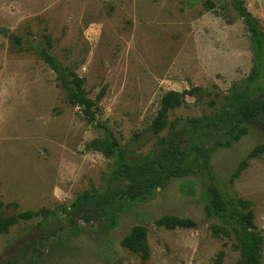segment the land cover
Returning <instances> with one entry per match:
<instances>
[{
	"label": "rangeland",
	"instance_id": "rangeland-1",
	"mask_svg": "<svg viewBox=\"0 0 264 264\" xmlns=\"http://www.w3.org/2000/svg\"><path fill=\"white\" fill-rule=\"evenodd\" d=\"M244 5L264 36V0ZM32 47L46 49L82 78L88 98L105 87L96 122L132 159L158 151L169 133V127L158 135L149 131L166 92L195 87L203 97L185 96L169 123L210 116L252 66L248 35L230 0H0V212L44 210L47 217L19 221L1 234L0 264L8 257L12 264H32L36 257L37 264H238L233 237L213 234L222 224L203 214L202 190L214 183L202 173L204 158L195 149L210 150L211 171L229 197L250 203L264 241V160H247L264 132L225 146L200 134L185 136L165 169L179 164L193 174L163 177L154 197L111 229L114 204L88 201L122 187L108 181L114 156L103 155L105 135L67 101ZM162 216L195 226L157 227ZM138 225L147 230L145 260L121 245Z\"/></svg>",
	"mask_w": 264,
	"mask_h": 264
},
{
	"label": "trees",
	"instance_id": "trees-1",
	"mask_svg": "<svg viewBox=\"0 0 264 264\" xmlns=\"http://www.w3.org/2000/svg\"><path fill=\"white\" fill-rule=\"evenodd\" d=\"M212 8L209 1L205 2ZM232 9L241 20L248 35L252 54V66L248 76L235 84L229 95L224 99V104L219 111L210 116L194 120L183 121L175 119L167 121L170 112L184 104V97L203 98L200 90L191 87L178 93L166 92L159 101V108L153 118L149 131L158 135L166 127L169 133L160 140L159 150L148 156H139L132 159L128 151L119 145L112 131L96 122L95 115L98 111V102L102 98L105 87L103 86L94 100L88 98L83 88V79L74 72L61 66V64L46 49L32 47L39 59L55 74L59 87L66 93L67 101L80 108L82 116L90 123L96 122V128L103 131L105 143L102 148L103 155L107 158L114 156L113 168L108 181L112 185L122 186L120 189L106 191L97 197H89V202L103 200L105 204L112 205L109 218L110 228L118 225L120 216L128 214L142 204L150 201L156 194V190L164 183L163 177L185 178L193 174L189 167L165 169L169 160H173V154L179 151L177 146L185 136L200 134L225 146L229 143L238 142L250 132L259 134L264 132V36L261 32L260 23L246 10L244 0H230ZM48 49L51 47L50 38L45 37ZM15 45L17 37H11ZM204 158L202 173L213 184L202 190V211L206 218L218 220L222 226H213V234L231 235L236 242L239 253L238 264H263L262 251L264 241L253 224V214L250 203L235 196L226 194L224 186L216 180L209 164V149H195ZM263 157L264 142L254 147L248 154L247 160ZM161 161V167H156V162ZM165 162V164H163ZM247 166V161H242L235 173L238 176ZM86 198V197H84ZM80 200V198H79ZM115 201V202H114ZM3 205L0 203V210ZM74 205L72 206V208ZM37 216L46 220L44 210L38 213L24 212L6 216L0 212V235L7 233L8 229L19 221H29ZM86 219V218H85ZM160 228L191 229L195 226L190 219H181L173 216H162L155 221ZM42 226V224H41ZM147 230L143 226H135L131 232L123 238L121 245L132 253L139 254L143 260L148 257L146 242ZM38 257L33 259L32 264H37ZM6 264H12V259L7 258Z\"/></svg>",
	"mask_w": 264,
	"mask_h": 264
}]
</instances>
